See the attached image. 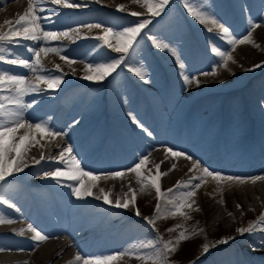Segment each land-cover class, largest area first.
Returning a JSON list of instances; mask_svg holds the SVG:
<instances>
[{
	"label": "bare ground",
	"instance_id": "obj_1",
	"mask_svg": "<svg viewBox=\"0 0 264 264\" xmlns=\"http://www.w3.org/2000/svg\"><path fill=\"white\" fill-rule=\"evenodd\" d=\"M70 1L77 3V1L75 0H70ZM177 1H179L178 3H176L177 7H175V5L172 6L179 10L181 20H183L185 23L184 24L185 30L180 31L178 28L175 29L174 36L172 35L174 43L171 44L169 42L170 40L168 41L169 43L166 41L165 43H168L171 47H175L177 49L178 53L180 54L181 60L185 62V68L183 69V71L176 64L175 57H173L169 51L164 49H157L152 45L151 40L148 38L150 34H153L151 36L157 37L158 40H160V38L163 36L167 37L168 34L165 35V33H163V30L158 28L156 30L155 29L153 30L151 26H147V28L143 31L142 35L138 38V40L145 39L146 42L141 45L137 43L135 52L131 53L126 58L128 62L126 65V69H128L129 71V67H134V65L137 62L135 56L136 55L142 56L145 52H147L151 56V61L147 63L146 67H151L152 62L157 61L161 63L158 65V67L161 70L163 69L162 73H165V70H167L174 77H177L178 83L176 87L170 89L168 95L163 99V102H158L159 105L162 104L160 106L161 108H158L156 111L157 112L156 118L160 126L155 127L152 124V122L148 118H146V114L144 113L140 112V114L142 115L141 119L138 117V114L137 116L134 115L137 118V120L140 121L148 130L155 129L154 131L155 134L152 137L148 136L147 133L142 131L139 127L136 126V124L132 122V119L129 116L130 113L129 111L136 110L135 108L137 107V105H139V100L136 102L135 98H130L129 96L132 94L127 93L126 89L124 90L114 89L111 92L108 91L106 95L107 99L105 100L104 103L106 104L104 112L106 113L109 122L108 124H105L104 128H102L101 134L93 133L92 135H88L86 138H84V136L81 135L80 139L78 140V143L76 142L75 144H71V134L69 135L67 132H65L66 134H64L65 140H63L62 138L60 139V135L55 138H50L45 136L43 139H40L39 134H37V139L40 141V143L31 146L29 149V151L31 149H35L37 153V155H33V156L29 155V157L31 156L30 159L32 160V165H34L33 170H35L34 174L35 177L37 178L36 181L40 180L41 182L51 183L53 185L55 184V186H58L59 183H57L55 180L51 178L45 177L44 172L53 171L55 167H63V165L60 164L55 158L58 157L60 151L63 150V144L65 142L72 145L74 154H76L79 159L82 156L81 160L85 171H92L94 174L99 175L102 173L124 171L132 167L135 163H137L139 161L140 156L147 155L149 156L150 162L147 163L146 168L143 170L145 176L154 175L156 172V168L154 167V165L159 163L160 164L159 171L167 172V175L160 177L159 180L160 185L164 182L163 181L164 177L169 175L171 176L170 179H172L175 175L177 176L179 174H182L183 178L181 179V181H187L195 173L196 175H198L199 172L198 171L189 172V169L192 167L191 161L183 157L173 158L171 156H168V158L165 159L164 149L166 147H171L176 151L186 152L188 155H191L193 159L199 160L201 162V165L208 167L210 170H215L216 167L215 164L212 161H210V155L208 154V151L203 153L198 148L188 149L185 147V143L187 142V140L189 142L190 138L184 139L181 142H171L168 140L170 138H166V136L164 135V132L168 131L171 128L173 122H176L178 120V114L181 115L180 110L185 109V105H184L185 103L189 104L190 102L192 103L195 102L198 105L202 104L201 105L202 109H200V111L204 112L203 109L206 108V106H209V103L212 100L217 99L219 102H222L221 105H218V112L220 113L222 112L221 108H224L225 101L228 103L229 99L232 96V98L234 99L236 98L240 100L242 102L241 106L244 108V110H246V113L240 115L239 118L236 117L238 124H240L239 121L245 120L246 118L252 116L253 114L255 117L256 114L255 112L264 113V92H262L261 90V88H263L264 85L261 84L260 79H258L259 76L264 74V64H262L261 67L258 68L252 67L254 64H261V62H264V13L259 14L260 10H264V0H253V5L250 6V8L253 9V11L251 12L250 18L246 20L244 18L243 10L244 9H246L247 11L250 10L249 5L246 3L249 0H203L207 10L211 11L217 17V19L220 20L221 23H223L226 27H228L232 35L235 36L236 38H242L244 35H246L247 31L250 29V26L252 24H255V22H259L260 24L258 27L251 29L253 32V39L256 41L257 44L260 45V48H255L249 44L237 45L235 51L232 52V55L234 56L236 62L233 63L229 61L228 63V67L231 71L229 72L226 69L218 68L217 75L215 76H203L201 75V73L210 72L212 66L218 63L220 58L217 57L211 51L212 55L210 56L208 62H206L205 64H198L195 66L192 62H188L186 60L184 54L187 50H189V48H186V46L183 45L181 42H176L177 37H184L186 35V38L188 37L190 39L191 37H194V34H200L201 36L205 37L203 41L205 44V48L208 50H211V48L215 46L222 51L231 52L232 51L231 46L228 44L227 39L221 37L218 30H217L218 33L212 32V35L213 34L219 35L223 39V41L221 43L217 42V40H215L212 35L210 36L209 32L203 30L205 29L204 28L205 25H201L198 21H196L192 16L188 14L187 10L184 7V0H177ZM28 3L29 0H0V26L5 24L4 23L5 21H12L14 23L15 20L20 15L24 14V12L27 9ZM43 4H46L48 6L46 9L47 11L43 10L38 14L42 18H44L41 21L44 30L54 27L55 30L53 31L59 32L60 28L72 22L67 19V15L75 11L72 8H71L72 12H70L71 11L70 8L63 7L62 5L52 4L49 2H44L41 5ZM95 9L98 10L99 6L98 7L96 6ZM4 15H8V17L6 18ZM124 17L126 18V20H124L125 19ZM124 17L119 21V24L109 21L107 22V26L117 28L118 26L123 25L124 27H127L133 25L131 23L140 19V16L139 17L133 16L130 15L129 13L124 15ZM46 19H49V21H47ZM91 19L96 20L98 23L103 22L102 19L97 18L94 15L87 17V20H91ZM127 20H131V23H129ZM239 20H242V23L240 22L239 24ZM243 22L245 23L243 24ZM170 25L172 27H176L177 24L170 23ZM195 27H198L199 29H196ZM93 42H94L93 39L89 40L86 46H89ZM20 45L27 46V49L24 51L19 50ZM41 45L45 46L46 44H44L43 41L34 42L30 40L27 41L21 40L20 43L9 44L8 46L15 48L13 51L7 52L4 55L6 57H9L10 59H14V58L30 59L32 53L29 52L28 49L31 47H39ZM150 46L153 49H151ZM93 49L87 54H83L79 56L78 55L79 53H77L74 56V58L78 60H75L74 63H72L71 65L69 63L66 65L67 73L62 74L63 81L59 87H57L54 90H48L46 86L41 84V88L43 89L42 92L40 91L41 95L49 94L48 97L53 96L52 98H54V95L57 93V95L62 99V101H58L57 103H55L56 102L55 100L49 99L47 101L46 106L43 109L44 111L46 108L47 109L51 108V110L54 112L55 114L54 121L50 120V122L52 121L54 123L53 125L54 127L51 129H54L56 132L59 130H61L62 132L63 130L61 128H63L65 122H68L72 118L71 115L64 116L66 112V107H65L66 101H64L63 98H67L68 95H71L69 98H67V104L71 105L72 102H76L81 98L80 97L75 99L76 95H78L79 93V90L80 91L86 90L83 96L84 99H81L80 101L85 102L91 100L90 99L91 96H89V94L90 91L92 90L90 88L92 87H89L90 85L84 82V80L86 79H83V76L85 74L83 71L84 64L93 63V60H95L94 58L96 57V55L100 54L99 52L100 50H102V52L109 51L108 53L116 54L114 52H111V50L107 48L98 49L96 46ZM138 51H144V53L140 55L138 54ZM42 55L44 54L42 53ZM59 62H62V60H59ZM123 66L125 65L120 66V68ZM8 67H10V72L13 75L25 76L30 80L36 79V77H32L29 75V73H33V71L27 68H24L19 65H12ZM125 71L123 75H125L126 81L125 83H123L122 88L127 83H130L132 85V82L127 77V73ZM129 72L133 74L132 76L136 77V81L137 83H139L140 86L144 85V83H147L148 85H151L149 91L151 92L152 95H155L156 98L157 96H161V93H163L162 90L153 89L154 86L152 79L154 78V75L149 74L145 71L147 74V78L145 80H141L132 71ZM184 75H188L189 77L195 76L197 79L201 81L200 85L197 86L195 83L192 84V87L190 84L186 85L183 80ZM257 79L259 80V83H257L258 81ZM234 85L237 86L239 85V86L235 89H230L229 91L226 90L230 86H234ZM117 86H118L117 84L114 85L112 84L113 88H116ZM132 86H133L132 88L136 90V92L134 93L132 92L133 94L136 95L139 92L145 97L146 93L141 91L140 86L137 85H132ZM250 86H254L255 88L251 89ZM95 88H97V90L99 89L97 87V84H95ZM179 89H184V92L182 94L179 92L180 94H178L177 91ZM66 91L70 93L68 95H65L64 93ZM238 92L244 94L242 96H238L237 94ZM126 100H128L130 104L126 102ZM93 103H97V101H94ZM177 104H180V106L178 107V109H176V111L173 112L172 110ZM237 107L238 104L235 106V108ZM108 111H111V113ZM164 113L166 115L172 114L175 116L173 120L171 119V121L168 122L164 118ZM209 114L210 113L208 112L202 123L205 122ZM25 117L33 124L42 121L41 115L37 116V115L26 114ZM191 118H192V121L190 122L191 125L197 124L201 121L199 113H194ZM226 120H227V116H224L223 114L221 122L225 123ZM73 124L76 125V122ZM82 126H89V122L87 124L86 122L81 123L79 128H81ZM243 127L244 125L241 126L240 128ZM188 128L190 130L193 129L192 126H189ZM218 128L219 126L215 127L214 125L211 124L210 126L205 128L207 132L206 135L214 133ZM122 130L126 131V135L130 139L126 142L118 143L115 140V136L118 137V134H121L123 132ZM238 133L242 135V130L236 128L234 131H230L225 137V142L226 143L232 142V140L238 135ZM20 134H23V129L20 130ZM201 137H203V135H201ZM101 138L102 141H104L102 148L94 149L89 151V154H84L86 153L85 152L86 148H91V147L97 148V146L99 145V139ZM195 139H197V136L195 137ZM212 140L215 141L216 137H214ZM205 141L206 140H204V142ZM80 143L83 144V146H79ZM217 147H219V145L216 146L215 148ZM97 150L100 153V155L96 161H92V157L96 155L95 153ZM257 151L258 152H255L254 157L252 159L253 160H259V158L264 159V145L261 146V148ZM226 152L227 149L225 148L224 153ZM41 154H43L45 159L42 160L40 164L33 163V160L40 159ZM122 160L123 162L120 164V166L114 167L115 163H117L118 161L120 162ZM224 160L225 159H221L218 161L219 163L222 164V166H225L223 169L220 170V172L227 176L242 177L244 178L243 182L223 181L218 184L212 178H207L204 185L201 188V191L207 193L206 197H212L218 192L222 195L224 194V189L222 188V186H227L228 188H230V191H232V188L242 190L245 187L247 188L250 187L253 190L255 187L253 186L254 183L260 182L261 187L263 188L261 195L262 197L260 198L254 195L257 199V214L260 215L261 212H264V179L253 181L247 177H249L250 173L257 170L258 173L260 174H258L257 176L252 175V177L264 176V166L263 167H261L262 165L256 166L257 168L251 165H244V164L242 166H238V165H233V163H226ZM161 161H163V163H161ZM87 164L88 165L90 164L89 168L85 166ZM173 164H175L176 167L171 171H169V169L172 168ZM149 169L151 170L150 172L148 171ZM18 173L14 172L12 174H18ZM85 178H86L85 180L88 179L87 177ZM130 178H133L135 182L130 184ZM61 182L63 183L66 182L65 186L61 187L62 189H58V191L52 189V191H50L51 194L46 197L48 205L52 207V208L49 207L50 208L49 211L45 212L46 214L48 213L47 214L48 219L44 216L45 214H43L40 210L35 209L34 214L38 219L31 217L30 220L32 222H26V221L18 222L17 219L24 216L22 214H25L26 216L28 215L26 211L19 210L18 212L15 213L6 211L7 213L6 218L10 219L12 222L0 224V238L1 237L5 238L4 240H0V248L5 249V251L0 252V264H23L24 261H27V264H36V263L40 264L43 261L42 259L45 258V256L48 253H49V259L52 260L58 259L59 264H68V261L72 260L75 254H77L74 253V255L72 254H70L71 256L69 255V253H71L70 250L72 248H76L77 252L83 258L103 256V253L106 250L111 249L112 245L105 246V248H101V246L103 245V239L109 232L110 228L107 227V230L104 231V233H106L105 236L104 235L99 236V233L97 232L98 227L99 226L102 227V222H104V219L106 217L105 218L102 217L100 220L96 218L97 220L96 223L90 224L91 230H88L89 229L88 227H87L88 229L84 228V224L88 220L93 221L95 219L89 216L90 213L95 209L97 210L96 213H99L102 210L103 211L107 210L105 212L107 216L109 215V211L119 210V208L115 207L114 204H106L104 203L103 200L97 199L96 196L100 194L97 188L93 189L94 194L92 196H87L78 199L77 197L72 195L71 187L69 186V185H73L75 182L69 181L66 178H62ZM98 184L99 187L104 188L105 191L111 189V194L109 198L113 201L116 199L117 196H120L123 199L124 194L128 193L129 184L132 185L131 188L135 190L136 194L139 193L138 191L140 189V184L137 183L135 175L131 173H126L123 179L101 178ZM118 188H120L121 190L117 192ZM149 189L150 188H148L147 190ZM59 190L67 192V194H63ZM162 190L166 192V189H162ZM130 197H131V193H129V198ZM187 202L192 203L193 200L190 199ZM61 204H64V206H62ZM193 205L194 204L192 203L191 209L185 208L183 209V211L186 213L189 211L191 212L193 209ZM38 206L42 208L44 207L43 200L41 201L40 199H38ZM62 208L67 213V215L63 217L64 218L63 220L68 222L72 221V226L77 224L78 225V226L76 225L77 230H72L71 228L66 226L65 223L62 222L61 220H56L55 224L53 223L51 224L48 216L50 215L52 219L55 217V215L57 216L58 214L60 217V215L63 214ZM1 210L5 213V210H3V208H1ZM254 215H256V213ZM88 216L89 218L87 219ZM182 219L185 218L177 214L175 215L174 218L171 219V221L176 222ZM219 221H222V217L215 216L214 218H212L211 222L217 223ZM28 224H32L34 227L37 226L36 228L38 230H41L44 234H46L49 237V239L39 243V245L37 246L32 239L27 241H18V240H13V238L10 239L9 236H7L9 232L12 231L16 232L14 230H19L21 228L26 229L25 231L28 234H30V236H32L33 233L30 230H27ZM133 229H138L141 232L140 233L141 236H144L145 232L147 233V231L145 230L146 228L143 225V220L139 225H136V227H134ZM74 231H82L81 233H79L78 239L75 236L74 237L72 236ZM94 240H95V244L93 248L87 250L88 248H86L85 243H89ZM20 252H24V256L21 260L15 263H10L6 261L7 259H10L11 257H13L14 255ZM81 263L82 261L78 262V264ZM112 264H115V261H113Z\"/></svg>",
	"mask_w": 264,
	"mask_h": 264
},
{
	"label": "snow or ice",
	"instance_id": "obj_2",
	"mask_svg": "<svg viewBox=\"0 0 264 264\" xmlns=\"http://www.w3.org/2000/svg\"><path fill=\"white\" fill-rule=\"evenodd\" d=\"M44 2L62 5L66 8H78L83 6L79 3L70 2V0H29L27 9L23 15H20L14 23L12 21H5L4 23L8 25L6 30H3L2 26H0V61H4V54L10 52L7 45L20 43L21 40H30L34 42L43 41L44 44H47L49 41L60 40L61 38L71 39V33L73 32L76 33L77 38H80L78 28L69 29L60 33L45 31L41 24L44 18L38 14L43 11L40 5ZM96 2L99 3L100 0H96ZM133 2L146 8L147 13L152 17L159 16L161 12L164 11L165 6L169 4V0H133ZM184 7L188 14L201 25H205L209 32H211L213 28L217 29L221 37L227 39L228 44L231 46V52L222 51L218 47L213 46L211 51L220 59L218 63L212 66L210 72H202L201 75L215 76L217 75L218 68H223L230 72L231 70L228 67V63L229 61L233 63L236 62L232 52L235 51L237 45L249 44L255 48H260V45L253 39V32L251 30L258 27V25L252 24L246 35L242 38H236L232 35L228 27L221 23L211 11L207 10L203 0H184ZM117 10H125L124 5H117ZM130 15L139 17L143 14L131 12ZM150 23V19L142 18L133 25L123 27L119 30L114 27H105L100 23L83 25V27L89 30L93 28L102 29V32L94 37V39L99 42L97 48H107L110 49L111 52L118 54L115 58L106 59L105 62L85 63L83 69L85 74L83 79L96 82L104 81L107 77L115 73L120 66H126L128 63L126 58L131 53L135 52L136 45L139 42L138 38ZM148 38L155 48L169 51L171 55L175 57L179 68L183 71L185 65L181 61L180 54L175 47H171L168 43L158 40L155 36H149ZM28 51L32 53L30 59L14 58L6 62L12 65L22 66L33 72L46 73L48 70L44 68L40 57L42 53L46 55L51 52L60 55V58L70 65L74 63V61L69 60L66 55H61L63 52L62 48H52L41 45L39 47H31ZM262 64H264V62H261V64H254L252 67L258 68L261 67ZM55 67L57 70L60 68L59 65ZM129 71H132L141 80L147 78V74L142 67H129ZM183 80L186 85L195 83L199 86L201 83L195 76L189 77L188 75H184ZM62 81L63 75L41 74L37 75L35 80H30L25 76L13 75L7 71L0 70V181H4L6 177L12 175L14 172H22L23 169L28 166L23 158L31 146L40 143L37 139V134H39L40 139H43L45 136L55 138L62 135V133L53 131L48 121L42 120L39 123L33 124L25 118L24 114L25 109L31 108L35 103V101L32 103H25L24 97L26 95L32 92L42 91L41 84L46 86L48 90H54L60 86ZM129 116L137 127L147 133V135H152L132 113H129ZM21 129H23V134H20ZM164 152L165 159L171 156L173 158L183 157L191 161L192 167L189 169V172L198 171L199 174L191 176L187 181H177L173 188L166 190V192H162L159 180L161 176L167 175V172L159 171L160 164L157 163L154 165L156 168L155 174L145 176L143 170L146 168L147 163L150 162L149 156H140L137 163L124 171H115L98 175L94 174L92 171H85L82 160L74 154L72 145H68L64 147L63 150L60 151L59 156L55 158L63 167H55L53 171H46L44 172V176L55 180L57 183H61L62 178L75 182L73 185L69 186L71 187L72 195L78 199L92 196L94 194L93 189L97 188L100 193L96 196L97 199L103 200L106 204H114L117 208L127 209L130 205L135 207L136 192L131 186H129L128 193L124 194L123 199L117 196L113 201L109 198L111 189L105 191L104 188L99 187L98 182L101 178L123 179L126 173L134 174L137 183L140 184L141 191H146L149 187L155 190L157 203L153 216L151 218L144 217L145 221L153 227H155L156 219L163 218L162 213H164L165 216H175L178 214L185 219H189L190 217H188L183 209L192 208V203H194V201L192 203H188L187 201L195 195V189H198L201 184L205 183L207 178L211 177L218 184L223 181L243 182L244 180V178L239 176H226L221 172L210 170L208 167L201 165L199 160L193 159L192 156L188 155L186 152L176 151L171 147H166ZM44 159L45 157L41 154L40 159L33 160V163L40 164ZM161 163H163V161H161ZM175 167L176 165L173 164L169 171ZM148 171L150 172L151 170L149 169ZM85 177L88 178L87 182L84 180ZM250 179L256 181L264 179V176L250 177ZM180 187H190L191 190L183 192L178 199H171V193ZM129 193H131L130 198ZM162 200L166 201L163 208L161 205ZM0 202L9 204V207H15L14 204H10L5 199L2 193H0ZM237 207L240 206L237 205ZM135 214L137 216L140 215L138 209ZM229 215H231V213H229ZM11 222L10 219L0 214V224ZM176 229L182 230L178 232L174 239L164 240L162 236L157 235L154 239L135 242L121 252H115L104 256L83 258L77 253L72 260L68 261V264H78V262L81 261L82 264H112L113 261L125 255L135 256L144 261H151L152 264H172L168 257L177 251L180 242L186 241L204 231L201 228H193L189 231L184 229L182 225H173L171 228L167 229V231L172 232ZM25 230L26 229L21 228L14 231H18V234L23 235ZM27 230L33 233L31 239L37 246L39 243L49 239L46 234L38 230L32 224L27 225ZM236 231L241 236L245 233L254 234L258 231L264 232V212H261L255 220L250 221L247 227H238ZM233 239H235V237L226 236L221 237L215 242L209 243L205 236V242L200 246L201 255L208 253L211 248H215L220 244H227ZM252 247L253 250L264 248V239H261L258 245L254 244ZM146 249H151V251H145ZM2 251H5V249L0 248V252ZM23 264H27V261H24ZM190 264H195V261L190 262Z\"/></svg>",
	"mask_w": 264,
	"mask_h": 264
},
{
	"label": "rangeland",
	"instance_id": "obj_3",
	"mask_svg": "<svg viewBox=\"0 0 264 264\" xmlns=\"http://www.w3.org/2000/svg\"><path fill=\"white\" fill-rule=\"evenodd\" d=\"M178 2L179 1H177V0H169V4L165 6L164 11H162L159 16H155V17L150 19L151 23L148 26H151L153 30L154 29L156 30L157 28L162 27L161 29L163 30V33H165V35L172 32L170 35H167V37L163 36L160 38V40H162L163 42H165V41L168 42L170 40L169 42L171 44H173L174 42L170 38H172L174 36L175 29L178 28L180 31L185 30L184 29L185 23L183 20H181L179 10L172 6V5H175V7H177L176 3H178ZM77 3H79L83 6L78 7V8H72L73 10H75L73 12L70 8V10H71L70 12H72V13H69L67 15V19L72 21L70 24H68V25H70V27L64 26V27L60 28V31L57 33L64 32V31L69 30V29H77L78 28L80 38H77L76 33L73 32V33H71V37H72L71 39L61 38L60 40L49 41L45 45L46 47H52V48H55L56 46L62 47L64 45H66L67 50L63 55H66L68 57V59L71 61L78 60V59L74 58V56L77 53H79L78 54L79 56H81L85 53H88V51H86L84 48L85 42L87 40L88 41L91 40V38L97 36L98 34H100L102 32V29L93 28V29L89 30V29L83 27V25L97 24L98 23L96 20H92V19L87 20V17L94 15L97 18H100L103 20V22H100V24L104 25L105 27H108L107 22L112 21V22H115L116 24H119V21L127 13L130 14L131 12H137V13H142L143 15L147 14V9L142 7L140 4L133 2V0H100V2H99L100 4L97 3L96 0H77ZM105 5H107V6H105ZM117 5H124L125 10H123V11L117 10ZM96 6L97 7L99 6L98 10L95 9ZM4 16L6 18L8 17V15H4ZM141 18L142 17L140 16V19ZM140 19L136 20L133 23H131V20H127V21L131 24H134V23L138 22ZM158 19H159V21H158ZM46 20L49 21V19H46ZM124 20H126V18ZM160 21L162 22V26L159 25ZM170 23H176L177 25H176V27H172L170 25ZM259 25L260 24H258V26ZM1 26H2L3 30H6L8 27V25H6V24H3ZM123 27L124 26L121 25V26H118L116 29L119 30ZM52 32H56V31H52ZM151 35H153V34H150V36ZM161 35H162V33H161ZM185 37H186V35L184 37H177V39L180 38V40H181V39H184ZM63 40L67 41L68 43H63L62 42ZM180 40L178 42H180ZM138 41H139L138 43L140 45L146 42L145 39H143V40L140 39ZM96 43L99 44V42L97 40H96ZM72 46H74V47H72ZM89 46H91V44ZM7 47L10 49V51H13L15 48V47H11L8 45H7ZM150 48L153 49L151 46H150ZM21 49L24 50L25 47H21ZM106 52H109V51H106ZM101 53L96 55V57L94 58L95 60H93V63L105 62L106 59L115 58L118 55V54H112V53H104V54L103 53L101 54ZM143 53H144V51L143 52L138 51V54H140V55H142ZM145 55H147V54L144 53L142 56H139L137 58V65H134V67H143V65L145 63H146L145 66H147V63L149 61L146 62L147 57ZM148 56H150V55H148ZM140 57L141 58L144 57V58L141 59ZM8 58L9 57L5 58L4 61L6 62L7 60H10V58L9 59ZM40 58L47 65L44 67L45 69L47 67H50L51 69L54 70V72L51 75H55V74L56 75H62V74L67 73L66 72V65L68 63L66 61L62 60L60 58V55H57L56 53L50 52L46 55L41 54ZM135 58H136V56H135ZM59 60H62V62H59ZM150 61H151V56H150ZM155 62H156L157 68H158V65L161 63H159L157 61H155ZM56 65L60 66L59 70L56 69V67H55ZM123 70L124 71L127 70L126 72H128L127 77L129 78V80H133L134 82L136 81L134 79V77L132 76L133 74L131 72H129L128 69H126V66H123L121 68L119 67L117 69V71L115 73H113L111 75V77L110 76H109V78L107 77L108 79L106 78L103 81V83L100 84L99 89L96 90V92L99 91L98 92L99 93L98 94L99 95L98 96L99 105H98L96 111L94 110L95 114H98L99 112L101 113L102 109H105L106 104H104L105 103L104 101L107 99L106 95H107L108 91L111 92L117 88V87L113 88L112 84L114 85L116 83H120V82L125 81L124 80L125 76L122 73ZM143 70L146 72L149 71L148 73H152V71H154V66H152V68H148V69L145 68ZM9 73H11V72H9ZM46 73H48V72H46ZM40 74H45V73H37V72L29 73V75L32 77H36L37 75H40ZM93 82L97 83L96 81H93ZM257 83H259V80L257 81ZM257 83H256V85H257ZM146 84L147 83H144V85H142L141 87L146 88L147 86H150V85H148V84L146 85ZM192 84L193 83H190L191 87H192ZM134 85H139V83H137V81H136V83H134ZM252 87H253V89L255 88L254 86H250V88H252ZM118 89L124 90L125 88L123 87V88H118ZM179 92L182 94L184 92V89H179L178 94H180ZM90 94H93V93H90ZM148 94H149V91H148ZM150 96H152V95H150ZM232 102H234V101L232 100ZM228 109H229L228 107L225 108V110H228ZM233 113H238L239 115H242L243 113H246V111L243 110L242 107L238 106L237 108H235V110H233ZM95 114L90 113V114H88V116H91V115L93 116ZM88 119L89 118H86V120H88ZM72 120L75 121L74 119L71 118V120H69L68 122H71L72 126H74L73 123H75V122H73ZM80 120H83V119H80ZM254 124H256V127H253V130H256L257 133H255V134L251 133L252 128H250V129H248V131L252 135H250L248 133V131L245 129V130H243L244 133L242 132V135L239 134V136H238L239 140H246V136L247 135L249 136V138L245 142L250 145L251 149H253L252 150L253 154L255 151L259 150L261 148V146L264 145V113H262V119L260 118L259 122L258 121L256 122L254 119ZM78 129H79V127L76 128V131H78ZM52 130L55 131L54 129H52ZM57 132H59V131H57ZM60 132H61V130H60ZM80 133L81 132L76 133L78 135L76 140H73V138L71 136V144H75L76 142L78 143V140L80 139V137L82 135ZM243 134H244V136H243ZM60 139H61V137H60ZM64 146L67 147L66 144ZM79 146H83V144L80 143ZM10 155H12V154H10ZM29 155H32V156L37 155L35 149H31L30 151H28L25 154L23 159H24V162L27 164H28L30 157H31V156L29 157ZM236 156H237V160L239 162H241L240 165H243V164L244 165H251L253 167L260 166L259 164L261 163V159L253 160L252 158H250V156H249V158L248 157L242 158L240 154H237ZM257 161H260V162H257ZM186 167H184V168H186ZM258 174H260V173H258V170L254 171V172L250 173L249 177H247V178H250V176H252V175L257 176ZM194 175H196V173ZM170 177H171L170 175L164 177V179H163L164 182L160 185L161 190L166 189L168 187H171L173 184H176L177 181H181V179L183 178V175L182 174H179L177 176L175 175L172 179H170ZM20 179H21L20 176L13 175V176L6 177L4 181H0V193L3 194L5 199L8 198L7 201L10 204H12V202L15 201L14 196H17V197H15L16 199L19 198V193L22 191V186H21L20 188L12 189V191L14 193L13 194L11 191V187H10V184H13L11 181L18 182V181H20ZM85 179L86 178H84V180ZM85 182H87V180H85ZM134 182H135V180L133 178H130V184H132ZM65 184H66V182H64V183L61 182V187L65 186ZM130 184H129V186H132ZM253 186H255L253 190L250 187H248V188L245 187L242 190L232 188V191H230V188H228L227 186H222V188L224 189V194L222 195L218 192L217 194H215L212 197H206L207 196L206 192H198L197 193L195 190V195L193 197H191V199L194 201L193 209L191 212L190 211L187 212L188 217H190L189 219H182V220H184V222L182 224V220H179L176 222L171 221V219L174 218L175 216H173V215H166L165 216V214L162 213L163 218H159V219L155 220V227H153L152 225H149L147 223V221H145V219H144V217H150L151 218L153 216L154 209H155L156 203H157L155 190L150 188V187H149L150 189L146 190V191H141L139 189L138 195L136 194L138 197L135 201V207L130 205L127 209L124 208L123 209L124 214L122 215V217L120 216L121 214H119V213H113V212H117L118 210L109 211V215L107 218L108 222L106 223V225L109 226V228L111 229L109 231L112 235L115 234V232H117V231L125 234L126 232L130 233V231H131L129 229V224H128L129 222L132 221V223H134L133 227L131 226V228L133 229L134 227H136V225H139L141 223V221L143 220V225L146 228L145 230L147 231V233L145 232L144 236H142L141 240H138V242L154 239L157 235L162 236L164 240L174 239L177 236L178 232L182 229H176L175 231H172V232L167 231V229L171 228L173 225H182L184 229H187L189 231H191L193 228L203 229L204 230L203 233L197 234V235L193 236L192 238H190L186 241L180 242V244L178 245L177 251L175 253H172L168 257V259L172 262V264H190V262H193V261H195V264H264V254H261V253H264V248H259L258 251L257 250L253 251V247H252L254 244L258 245L260 240L263 239V238H257L256 235H264V232L258 231L254 234L245 233L243 236H241L236 231V229L238 227H247L248 223L250 221L255 220L259 215V214L254 215V212H253L257 206V204H256L257 199L255 196L261 198L263 188L261 187L260 182H255ZM8 190H10V191H8ZM120 190L121 189L118 188L117 192ZM189 190H191L190 187L189 188L180 187L179 189H177L173 193H171L170 198L171 199H178V197L183 192L189 191ZM162 192H164V190H162ZM38 195H39L38 192L36 194H34V196H38ZM145 196H146V198H145ZM205 198H207V199H205ZM38 199H40L42 201L41 198H38ZM43 202H44V206H47L48 203L46 204L45 201H43ZM165 204H166V201L162 200L161 201L162 208L165 206ZM61 205L64 206V204H61ZM237 205H239L240 207H237ZM4 206L8 207L9 204L0 202V214L5 215V217H6L7 215L3 214L4 212L1 210V208H4ZM11 208H13V207H11ZM137 209L140 212L139 216H137L135 214ZM106 211L107 210H104V211L102 210L101 212L96 213V214L102 216ZM229 213H232V214L229 215ZM215 216H221L222 221H219L217 223H212L211 222L212 218H214ZM88 218H89V216L87 217V219ZM96 221H97L96 219H94L93 221L88 220L87 222H90V223L86 222L85 223L86 225L84 224V228L88 227L89 229L88 228L87 229L91 230L90 224H92V223L95 224ZM126 221H128V223H126ZM170 221H171V223H170ZM82 228H83V226H82ZM100 229H97V232H99ZM105 230H107V228H104V231ZM104 231H103V234H104ZM99 236H101V235L99 234ZM205 236L207 237V241L209 243L215 242L216 240L220 239L221 237H226V236H232V237H235V239L230 240L227 244L217 245L215 248H211L208 253L201 255V247L200 246L205 242ZM247 239H251V240L253 239L254 242L247 243L246 242ZM104 248H105V246H104ZM111 248H113V247H111ZM73 249L76 251L71 249L70 251L72 252V255H74V253H78L76 248H73ZM108 251H110V250H106L103 253V256L107 255L106 253ZM145 251H151V249H146ZM246 252L255 254V256L250 257V263L246 259L245 260L243 259L245 257L243 255ZM70 254L71 253H69V255ZM251 261H253V262H251ZM55 262L59 263V260L58 259L51 260V264H55ZM131 263L135 264L132 261H131ZM145 263L146 264H152L151 261H145ZM36 264H38V263H36Z\"/></svg>",
	"mask_w": 264,
	"mask_h": 264
}]
</instances>
